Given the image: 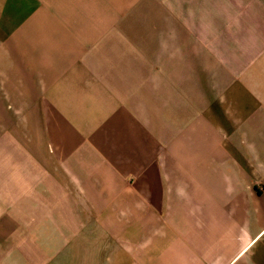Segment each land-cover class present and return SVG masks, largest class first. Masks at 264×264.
I'll return each instance as SVG.
<instances>
[{"label":"crops","instance_id":"0c3cea01","mask_svg":"<svg viewBox=\"0 0 264 264\" xmlns=\"http://www.w3.org/2000/svg\"><path fill=\"white\" fill-rule=\"evenodd\" d=\"M0 264H264V0H0Z\"/></svg>","mask_w":264,"mask_h":264}]
</instances>
